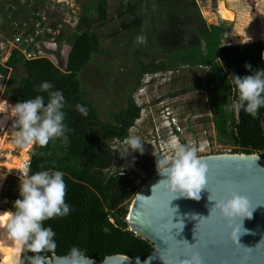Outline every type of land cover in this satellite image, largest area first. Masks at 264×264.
Here are the masks:
<instances>
[{
    "label": "rangeland",
    "instance_id": "374dc122",
    "mask_svg": "<svg viewBox=\"0 0 264 264\" xmlns=\"http://www.w3.org/2000/svg\"><path fill=\"white\" fill-rule=\"evenodd\" d=\"M108 1L109 21L104 24L98 18V0H85V16L99 39V51L78 75L81 93L104 123H112L110 115L132 99L140 112L136 124L128 128L127 138L136 135L144 144L143 154L131 153L127 144H113L117 160L112 172L143 179L145 184L157 173L155 157L172 154L173 137L195 146L200 157L235 152L238 146L231 138L237 121V111L231 109L235 100L222 66L211 60L203 32L209 25L220 24L221 45L263 39L264 0H252L253 4L249 0H214V12L209 0H194L201 17L191 0L185 6L178 0ZM1 17L6 23V14ZM69 33L71 43L74 34ZM138 36L144 41L138 43ZM14 72V76L23 75L22 67ZM13 79L9 93L16 96L18 80ZM9 106L0 103V111ZM7 119L6 115L0 118V129ZM22 151V147H14L8 154L21 158ZM157 151L160 156H154ZM5 154L0 158V211H11L19 198V178L24 176ZM132 199L121 202L120 207L129 211ZM10 249L11 241L0 240V264L10 259Z\"/></svg>",
    "mask_w": 264,
    "mask_h": 264
},
{
    "label": "trees",
    "instance_id": "16d2710c",
    "mask_svg": "<svg viewBox=\"0 0 264 264\" xmlns=\"http://www.w3.org/2000/svg\"><path fill=\"white\" fill-rule=\"evenodd\" d=\"M178 1L184 6L189 5L187 0ZM194 2L191 0L196 14L201 17ZM97 12L102 23L109 21L105 1L98 2ZM89 22L86 16L81 20L70 46L61 43L44 45L39 51L42 58L35 60H24L14 52L5 65L0 64L1 73L6 74L11 69L12 77L18 80L16 96L9 93V88L5 91L6 98L15 104L38 95H42L47 103L48 93L39 90V85L44 81L52 83L53 91H62L66 100L63 111L67 143L57 138L45 146L33 144L30 154L29 175L45 170L64 174L65 202L71 206L69 215L44 221V227H51L55 232L54 246L42 250L38 255L41 261L54 254L73 258L71 250L76 248L79 256L99 262L116 255L141 262L153 252V244L135 236L120 220L117 212H128L126 207H120V203L130 193L129 184L121 176L112 178L110 182L105 180L107 175L99 176L102 174L101 169L111 166L116 158L110 144L114 140L127 138L128 128L139 119L140 108L129 99L125 108L110 115L112 123H104L99 119L93 104L82 97L78 75L90 63L92 55L99 51V39L91 31ZM223 36L220 27L209 26L203 32V41L211 54V60H217L222 66L231 87V95L236 100L237 91L232 84V74L241 77L250 75L245 64H250L253 69L264 68V38L240 43L227 41L221 45L219 38ZM18 67H22L24 76L13 75ZM141 70L144 71V68ZM78 104L87 109L86 116L77 110ZM0 112L7 116L8 123L11 119L10 108L5 107ZM233 128L231 138L238 146L233 153L256 154L264 158V108L259 110L255 118L244 111L237 112ZM30 146H24L21 154L26 153ZM14 147L13 139L0 137V151H13ZM113 182H116V186L112 185ZM0 212L7 213L5 210ZM5 239V233L0 231V240ZM10 253L11 257L5 264H20V261L31 264L29 258L37 255L27 251L18 253L13 241Z\"/></svg>",
    "mask_w": 264,
    "mask_h": 264
},
{
    "label": "clouds",
    "instance_id": "9594fccd",
    "mask_svg": "<svg viewBox=\"0 0 264 264\" xmlns=\"http://www.w3.org/2000/svg\"><path fill=\"white\" fill-rule=\"evenodd\" d=\"M144 39L143 36H138L137 42H143ZM245 69L251 74L243 77L232 74L237 99L231 109L244 111L255 118L259 110L264 108V68L253 69L250 64H245ZM52 89L53 85L48 81L39 85L41 92L48 93L47 103L42 95H38L9 106L16 128L15 145L45 146L57 138H62L63 142L67 143L63 111L65 96L62 91ZM76 108L82 115H87V109L82 105L78 104ZM125 142L130 146L131 153L143 154L144 144L138 136L131 135ZM170 144L172 154L155 159L156 172L162 177L155 186H163L171 194L170 201H199L200 193L207 185V164L198 156L195 146L181 144L175 137L171 139ZM63 177L61 171L55 170L39 171L31 175L25 172L24 178H19V198L13 202L12 210L6 214L0 212V231L5 233L7 240L15 242L17 252L37 254L29 258L31 264H41L38 254L54 246L55 232L51 227H44V221L67 216L71 212V206L65 202L66 184ZM254 210L246 196L229 188L225 190L224 197L216 201L210 209V215L218 213L227 222L229 238L234 237L238 243V236L243 232V221L251 219ZM182 229L183 225L180 230ZM79 254L78 249L71 250L72 257ZM20 264H23V261H20ZM185 264H201V261L199 256L193 255L191 261Z\"/></svg>",
    "mask_w": 264,
    "mask_h": 264
},
{
    "label": "water",
    "instance_id": "95a60500",
    "mask_svg": "<svg viewBox=\"0 0 264 264\" xmlns=\"http://www.w3.org/2000/svg\"><path fill=\"white\" fill-rule=\"evenodd\" d=\"M201 159L207 164L208 173L199 201H170L171 194L163 186H155L162 179L157 173L137 192L127 174L116 175L129 184L130 193L125 200L133 197L127 214L117 210L120 220L135 236L150 241L154 247L143 261L116 255L99 262L83 256L54 254L41 264H185L193 255L199 256L201 264H264V158L231 153ZM229 188L246 196L255 208L251 219L243 221L238 243L234 237L229 238L227 222L218 213L210 215V209ZM168 203L170 209L176 210L173 215L168 211ZM174 224H182L183 229Z\"/></svg>",
    "mask_w": 264,
    "mask_h": 264
},
{
    "label": "built area",
    "instance_id": "2783aa9c",
    "mask_svg": "<svg viewBox=\"0 0 264 264\" xmlns=\"http://www.w3.org/2000/svg\"><path fill=\"white\" fill-rule=\"evenodd\" d=\"M67 5L69 3L65 0H0V64L5 65L14 52L24 60H35L42 58L39 51L44 45L63 44L66 33L70 32V29L76 30L80 19L79 8L73 9ZM4 14L7 17L6 23L1 22V16ZM9 71L6 74L0 72V101L12 104L4 95ZM2 115L0 112V117ZM172 124L176 127L175 123ZM10 133L11 130L6 129V126L0 129V137L9 139ZM126 139L114 140L111 149L116 153V146L113 144L124 145ZM159 154L157 151L154 156H160ZM26 155L20 167L15 169L22 176L29 170L28 152ZM121 155L118 156L120 159ZM2 156L3 153L0 152V158ZM129 177L135 189L139 190L144 185L143 179Z\"/></svg>",
    "mask_w": 264,
    "mask_h": 264
},
{
    "label": "crops",
    "instance_id": "0c3cea01",
    "mask_svg": "<svg viewBox=\"0 0 264 264\" xmlns=\"http://www.w3.org/2000/svg\"><path fill=\"white\" fill-rule=\"evenodd\" d=\"M65 1H67L68 3H69V5H67L68 7H71V8H73L74 9V7H78L79 8V16H80V19H79V24H78V26L76 27V30L74 29V31L73 30H71L70 29V33L69 34H71V33H73V34H76V31H77V29H79V26H80V22H81V20L85 17V12H86V7H85V0H70V1H68V0H65ZM99 1H101V0H98V2ZM103 1H105L106 2V4H107V6H108V4H109V1L108 0H103ZM98 2H97V5H98ZM209 2H210V7H211V10L214 12V8H213V4H214V0H213V2H212V0H209ZM212 4V5H211ZM131 8V7H130ZM126 10L127 9H125V10H123V12H126ZM130 11H133L132 9H130ZM122 12V13H123ZM97 14H98V12H97ZM107 15H108V13H107ZM87 17V16H86ZM99 18V17H98ZM90 20V19H89ZM104 24H106V23H104ZM209 26H217V27H220V24H217V25H209ZM74 36V35H73ZM65 42L62 44V45H69V38L66 36L65 37ZM9 79H8V82H7V86H6V89H8L9 88V90H10V88H11V86H13L12 84L14 83V79H12L13 77H12V70H10L9 71ZM20 76H24V72H23V75H17L16 77H20ZM15 79H17V78H15ZM17 86H18V84H17ZM19 87V86H18ZM6 89L4 90V95H5V91H6ZM18 90V89H17ZM80 92H81V87H80ZM11 95H13L12 93H11ZM81 95H82V93H81ZM6 97V96H5ZM82 97H83V95H82ZM84 98V97H83ZM84 99H86V98H84ZM87 100V99H86ZM89 101V100H88ZM12 103V105H15V103L14 102H11ZM94 106V105H93ZM95 107V106H94ZM96 109V108H95ZM107 123H109V122H107ZM7 128H9V130H11V133H10V137H9V139L8 140H12L11 139V137H13L12 135H13V133H15V129H14V122H13V118L11 117V119H10V121L7 123V125H6V129ZM13 141H14V139H13ZM29 145H31L30 146V149L29 150H27V152H28V155H29V157H30V154H31V151H32V147H33V144H29ZM15 147H19V146H17V145H15ZM24 147V146H23ZM22 147V148H23ZM26 152V153H27ZM7 155V154H6ZM10 155H12L13 156V154H10Z\"/></svg>",
    "mask_w": 264,
    "mask_h": 264
},
{
    "label": "flooded vegetation",
    "instance_id": "af4514ba",
    "mask_svg": "<svg viewBox=\"0 0 264 264\" xmlns=\"http://www.w3.org/2000/svg\"><path fill=\"white\" fill-rule=\"evenodd\" d=\"M116 160H117V158H115V160H114V162L112 163L111 166H109L107 168L101 169L102 174L99 175V176L104 177L105 175H107L106 178H105V180L108 181V182H110L112 178H115L117 174H120L121 173V172H112L113 169H114V167H115V165H116ZM112 185L113 186H116V182H113Z\"/></svg>",
    "mask_w": 264,
    "mask_h": 264
},
{
    "label": "bare ground",
    "instance_id": "6f19581e",
    "mask_svg": "<svg viewBox=\"0 0 264 264\" xmlns=\"http://www.w3.org/2000/svg\"><path fill=\"white\" fill-rule=\"evenodd\" d=\"M0 103H4V104H8V105H10V106H13L12 104H9V103H6V102H4V101H0ZM1 117H3V115L1 116ZM0 117V118H1ZM0 152H2V153H4V152H7V155L5 154V156L7 157L8 156V160H11L12 161V163L13 164H17L18 165V167H20V165H21V159L22 158H25L27 155H26V153H22L21 154V158H12V157H10V155L8 154L9 152H12V151H7V150H3V151H0ZM12 165V164H11ZM15 166V165H14ZM17 167V166H16ZM16 174V173H15Z\"/></svg>",
    "mask_w": 264,
    "mask_h": 264
},
{
    "label": "snow or ice",
    "instance_id": "6c2138e0",
    "mask_svg": "<svg viewBox=\"0 0 264 264\" xmlns=\"http://www.w3.org/2000/svg\"><path fill=\"white\" fill-rule=\"evenodd\" d=\"M167 207H168V205H167ZM168 211L171 213V215H173V213H174L176 210H175V209H170V208L168 207ZM173 226H174V227H179V228L182 227L181 224H174Z\"/></svg>",
    "mask_w": 264,
    "mask_h": 264
}]
</instances>
